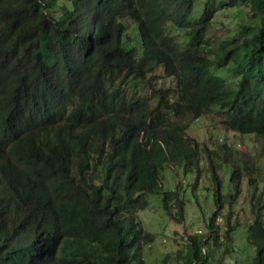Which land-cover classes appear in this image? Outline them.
Masks as SVG:
<instances>
[{
    "label": "trees",
    "instance_id": "obj_1",
    "mask_svg": "<svg viewBox=\"0 0 264 264\" xmlns=\"http://www.w3.org/2000/svg\"><path fill=\"white\" fill-rule=\"evenodd\" d=\"M194 1L0 0V264H147L154 235L127 211L158 193L161 162L197 161L187 115L215 111L226 128L258 135L263 160L264 0ZM236 6L248 22L206 37L212 14ZM191 24L176 45L172 30ZM240 177L235 168L230 203ZM172 196L163 206L181 219ZM216 214L182 264H204L202 247L218 244ZM246 237L251 264H264L261 213Z\"/></svg>",
    "mask_w": 264,
    "mask_h": 264
},
{
    "label": "rangeland",
    "instance_id": "obj_2",
    "mask_svg": "<svg viewBox=\"0 0 264 264\" xmlns=\"http://www.w3.org/2000/svg\"><path fill=\"white\" fill-rule=\"evenodd\" d=\"M244 13L245 9H241L240 14L234 8L221 11L216 15L209 36L214 40L223 38L237 27ZM222 75L226 80L231 78L224 71ZM189 119L187 115L183 124H186L187 134L198 142L197 166L192 165L184 172V162L170 164L164 169L165 181L162 183L163 190L178 189V196L184 200L183 218L176 219L177 214L173 215L175 211L172 208L167 213L161 192L149 194L145 208L127 211L134 213L143 228L154 235V241L143 247L145 261L147 264H182L188 250L189 237L194 236L199 241L207 233L210 234L211 229H208L206 222L219 206L215 202V185L208 166L210 159L220 178L222 207L217 209L213 220L220 235L219 242L215 246L208 243L202 247L207 253L205 264H251L254 251L253 245L246 239L245 228L256 212L264 214V156L262 160L261 138L254 134L227 130L207 112L192 122ZM225 154L228 155L227 159ZM240 160L246 161L248 166L247 170L242 171L240 194L229 204L228 194L233 191L229 177L234 165L243 167ZM250 178L255 179V185L249 184ZM229 211L231 213L228 215ZM225 222L232 227L227 240L223 237Z\"/></svg>",
    "mask_w": 264,
    "mask_h": 264
},
{
    "label": "clouds",
    "instance_id": "obj_3",
    "mask_svg": "<svg viewBox=\"0 0 264 264\" xmlns=\"http://www.w3.org/2000/svg\"><path fill=\"white\" fill-rule=\"evenodd\" d=\"M221 1H227V0H221ZM194 3H196V4H199V5H201V0H195L194 1ZM232 8H234V9H237V14H240V12H241V9H245V11H246V13H244V15H243V17L240 19L241 21L240 22H248V15H249V9L248 8H246L245 6H236V7H231V8H228V9H232ZM227 8H221V9H219L218 11H216V12H214L213 14H212V16H211V18L209 19V23H208V25H207V27H206V30H205V32L204 33H206V37H211V36H209V32H210V29L212 28V26H213V24L215 23V18H216V15L218 14V13H220L221 11H225V10H228ZM193 12H196L195 10H193ZM239 22V23H240ZM238 23V24H239ZM238 24H237V26H238ZM196 25L195 24H191V25H188V26H184V27H182V28H174L173 30H172V34L174 35L173 37L175 38V41L176 42H174L176 45H180V44H182L184 41H185V39H184V33L186 32V31H188V30H190V29H192L193 30V28L195 27ZM236 28V27H235ZM235 28H234V30L232 31V32H230L229 34H227V35H229V36H232V35H234L235 34ZM174 31H177V32H179L178 34L177 33H173ZM227 35H225L223 38H225ZM212 38V37H211ZM223 38H221V39H223ZM221 39H218V40H221ZM212 40H214L213 38H212ZM218 40H214V41H218ZM217 74H220V75H222V72L224 71L225 73H228L226 70H224V69H217V70H214ZM224 78H225V76L224 75H222ZM225 80H226V78H225ZM173 85L172 84V82H171V79L169 78V77H165L164 78V82H163V85L164 86H167V85ZM144 91H145V88H144V84H143V89H142V92H139V93H144ZM215 110L216 109H218V108H214ZM212 113V116H211V118L213 119V118H215L216 119V121L217 122H219L221 125H222V123L220 122V117L217 115V114H213V113H215V111H212L211 112ZM208 114V113H207ZM210 115V114H209ZM187 117V116H186ZM189 118H190V115H189ZM190 120V119H189ZM191 121H194V120H191ZM182 123H183V120H182ZM184 125H186V124H184ZM223 126V125H222ZM225 129H227V130H231V131H233V132H236V131H234L233 129H229V128H226L225 126H223ZM186 130H187V127H186ZM237 133H239V132H237ZM186 134H187V131H186ZM240 134H243V133H240ZM246 134H253V133H246ZM255 135V134H254ZM256 136H258V135H256ZM190 137V136H189ZM192 139H194L193 137H191ZM225 158L227 159L228 158V155L227 154H225ZM194 159H196L197 161H198V157H197V155H196V157L194 158ZM197 161H195V160H193V164H191V166L192 165H195V166H197ZM240 161H242L243 162V167H241V166H239V165H234L233 166V170L235 169V168H239L240 170H241V180H242V171L244 170H247V166H248V163L246 162V161H244V160H240ZM173 163H177V161H175V162H172V160H167V161H165V162H161L159 165H158V178H159V190H158V193L159 192H161L162 193V196H163V192L164 193H168V192H170V193H173V196H172V198H170V200H176V199H181V200H183L182 198H180L179 196H178V189L176 188L175 190H163V186H162V183L165 181V178H164V175H165V171H164V169L167 167V166H169L170 164H173ZM210 163H212V165L210 164ZM191 166H190V168H191ZM208 166H209V169L211 170V169H215V175H216V179H219V181H220V178H218V176H217V172H216V168H215V166H214V163H213V161L211 160L210 161V159H209V164H208ZM213 167V168H212ZM189 168V169H190ZM233 170H232V172H233ZM183 171L184 172H187L188 170H186L184 167H183ZM232 172H231V174H232ZM197 174H198V171H197ZM230 174V175H231ZM163 176V177H162ZM198 178H199V174L196 176V180H198ZM251 180H253L254 182H255V179H253V178H250ZM250 179H248V182H249V180ZM211 180L212 181H214V179L212 178V171H211ZM229 182H230V185H231V188H232V192H230L229 194H228V198H229V195L230 194H234V187H232L233 186V184H232V182L230 181V177H229ZM213 184H214V182H213ZM249 184L252 186V185H255V184H251L250 182H249ZM215 185V184H214ZM240 189H241V182L239 183V193L237 194V196H236V198H235V200L237 199V197L239 196V194H240ZM216 199H218V201H216ZM184 201V200H183ZM228 201H229V199H228ZM170 202H173V201H170ZM215 202L216 203H219V206L217 207L218 208V210L222 207V199H221V194H220V185H219V189H218V192L217 193H215ZM233 203V202H232ZM232 203H230L229 202V204H232ZM184 207V206H183ZM170 208H172V210H173V212L175 211V209L172 207V205L171 204H169V207H168V209H167V213H168V211H171L170 210ZM217 208H216V210H217ZM138 210H141V209H138ZM215 211V210H214ZM259 213V212H258ZM169 214V213H168ZM134 215V214H133ZM216 216V215H215ZM262 216L264 217V214H262ZM183 218V217H182ZM138 219V218H137ZM176 219H178V218H176ZM248 227V226H247ZM247 227L245 228V232H247ZM209 229V228H208ZM211 232V231H210ZM191 237H193V236H191ZM190 238V237H189ZM222 238V237H221ZM246 239H247V237H246ZM248 240V239H247ZM154 241V240H153ZM248 243H249V240H248ZM250 244V243H249ZM205 251V250H204ZM253 251H254V247H253ZM254 255V254H253ZM206 261V260H205ZM204 264H205V262H204Z\"/></svg>",
    "mask_w": 264,
    "mask_h": 264
}]
</instances>
